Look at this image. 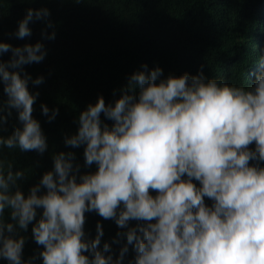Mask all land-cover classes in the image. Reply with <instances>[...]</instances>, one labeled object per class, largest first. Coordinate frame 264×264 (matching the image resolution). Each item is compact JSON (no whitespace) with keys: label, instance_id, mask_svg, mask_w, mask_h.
I'll use <instances>...</instances> for the list:
<instances>
[{"label":"clouds","instance_id":"obj_1","mask_svg":"<svg viewBox=\"0 0 264 264\" xmlns=\"http://www.w3.org/2000/svg\"><path fill=\"white\" fill-rule=\"evenodd\" d=\"M251 2L256 10L227 38L245 65L241 76L220 54L211 65L222 81L202 71L164 76L160 66L142 65L114 101L98 95L79 112L77 131L64 143L83 145L84 165L95 170L80 172L71 151L53 153L51 169L25 194L18 183L24 172L11 163L5 170L0 160V258L32 264L22 258L26 238L18 232L31 224L42 264H123L129 245L134 264H264V0ZM242 4L208 0L206 20L216 8ZM49 15L46 7H29L16 37L30 36L29 22L44 19L53 31L42 35L54 39ZM9 51L0 60V127L12 110L18 124L0 135V146L42 154L46 136L32 115L38 92L28 83L44 78L23 66L42 61L46 49L41 41H0V54ZM40 107L49 120L58 114ZM89 211L125 229L117 233L126 239L115 258L107 241L100 247L99 221L95 237L87 236Z\"/></svg>","mask_w":264,"mask_h":264},{"label":"trees","instance_id":"obj_2","mask_svg":"<svg viewBox=\"0 0 264 264\" xmlns=\"http://www.w3.org/2000/svg\"><path fill=\"white\" fill-rule=\"evenodd\" d=\"M207 1L195 5L187 0H0V41L13 46L41 41L46 49L42 61L26 64L23 69L32 78L40 75L44 78L39 85H33L30 80L28 87L38 92L32 115L40 122L47 149L40 154L0 146V160L4 161L5 170L11 163L13 170L24 172L25 178L18 183L25 194L44 171L51 169L53 153L71 151L80 172L95 170V164L84 165L83 145L66 146L65 136L77 131L78 114L88 103H94L98 95H102L106 103L114 101L128 76L141 70L142 65H147L148 69L158 65L164 76L202 71L206 77L222 81L211 65L220 54L228 65L233 64L235 77L244 73L239 51L230 49L227 38L232 27L243 22V15L253 13L256 7L251 0H238L243 4L234 9L216 8L206 20ZM29 7L49 10L47 20L54 26V39L42 35V31H53L44 19L29 22L30 36L16 37L18 21ZM10 56V51L5 52L0 54V60H8ZM5 99L0 82V102ZM42 103L50 111L58 109L54 119L49 120L42 113ZM101 119L111 124L103 114ZM17 124L16 111L12 110L4 127H0V135L10 134ZM7 218L6 209L3 219ZM98 221L103 229L100 247L107 241L115 258L126 239L117 233L125 229L118 228L113 219H104L95 211H89L85 213L84 222L89 238L95 237ZM136 223L129 221L130 226ZM31 227L29 224L26 232L18 230L26 238L22 258H31L32 264H42L39 256L42 246L32 238ZM134 257L135 251L129 245L123 264H134ZM0 264L8 262L0 258Z\"/></svg>","mask_w":264,"mask_h":264}]
</instances>
